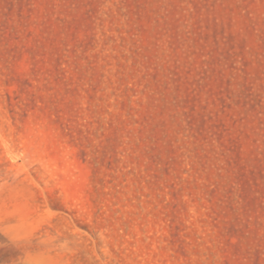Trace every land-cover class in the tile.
Returning <instances> with one entry per match:
<instances>
[{"label": "rangeland", "instance_id": "1", "mask_svg": "<svg viewBox=\"0 0 264 264\" xmlns=\"http://www.w3.org/2000/svg\"><path fill=\"white\" fill-rule=\"evenodd\" d=\"M0 264H264V0H0Z\"/></svg>", "mask_w": 264, "mask_h": 264}]
</instances>
